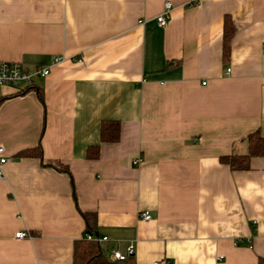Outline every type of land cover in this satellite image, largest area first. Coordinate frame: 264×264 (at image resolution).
<instances>
[{
	"label": "crops",
	"instance_id": "crops-1",
	"mask_svg": "<svg viewBox=\"0 0 264 264\" xmlns=\"http://www.w3.org/2000/svg\"><path fill=\"white\" fill-rule=\"evenodd\" d=\"M0 61L53 65L33 89L0 87V264H74L83 214L114 262L130 246L136 264L264 259V157L220 161L264 137V0H0ZM105 120L118 142H101ZM38 145L43 159L19 157Z\"/></svg>",
	"mask_w": 264,
	"mask_h": 264
},
{
	"label": "trees",
	"instance_id": "trees-1",
	"mask_svg": "<svg viewBox=\"0 0 264 264\" xmlns=\"http://www.w3.org/2000/svg\"><path fill=\"white\" fill-rule=\"evenodd\" d=\"M234 34V25L230 16L225 18L224 23V44L223 53L224 60L230 58V42ZM29 87L27 89H33ZM42 98V93H38ZM121 123L119 121L105 120L100 126V140L102 143H116L121 135ZM249 152L246 155H227L220 158V161L229 166L232 170L244 171L250 168V162L254 157H264V137L259 132L252 133L248 137ZM87 158L96 160L100 156V147L92 146L87 149ZM19 157H37L43 159L42 148L38 145L35 148L26 149L20 152ZM60 171L69 173L68 168L60 163H49ZM88 227V233H93L96 226V216L93 214H83ZM86 233V234H88ZM85 234V235H86ZM74 264H136L133 257L125 261H111L109 260L105 248L101 243L91 242L86 240L85 236L82 240H78L74 244ZM258 264H264V259H259Z\"/></svg>",
	"mask_w": 264,
	"mask_h": 264
},
{
	"label": "built area",
	"instance_id": "built-area-1",
	"mask_svg": "<svg viewBox=\"0 0 264 264\" xmlns=\"http://www.w3.org/2000/svg\"><path fill=\"white\" fill-rule=\"evenodd\" d=\"M171 11H173L171 3L166 2L163 13L159 15L156 19L160 27L167 26ZM65 60L66 58L64 57H57L53 60L52 64L55 66L61 62H64ZM71 60L81 62V59L78 58L75 59L71 58ZM51 67H45V68L38 67L37 69L29 71L25 69V67H23L22 63L19 62L10 63L6 61H0V87L14 85L20 82H24L27 85V87H32L35 84V79L44 78L50 74ZM5 151H6L5 148L0 145V180H3L5 178L4 167L9 162V158L5 155ZM141 162L142 159H137L134 161V164L138 165ZM141 216L143 220L151 219V215L148 212L142 213ZM28 237H30V235L27 231H22L16 234V238H18V240H22ZM85 238L88 241L97 242L101 244L108 241L107 237H101L92 232L86 234ZM112 256L115 261H119V260L125 261L128 258L134 256V248L130 246L127 249V254H123L119 250L113 249ZM155 264H166V262L164 261L162 263H155Z\"/></svg>",
	"mask_w": 264,
	"mask_h": 264
}]
</instances>
